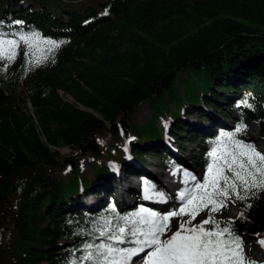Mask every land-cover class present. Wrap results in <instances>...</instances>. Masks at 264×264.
Masks as SVG:
<instances>
[{
    "label": "trees",
    "instance_id": "trees-1",
    "mask_svg": "<svg viewBox=\"0 0 264 264\" xmlns=\"http://www.w3.org/2000/svg\"><path fill=\"white\" fill-rule=\"evenodd\" d=\"M86 1L0 0L6 38L60 45L38 65L23 44L11 64L0 61V264H85L77 258L101 242L104 219L134 216L113 197L99 209L88 202L118 178L148 184L144 166L156 160L165 171L187 172L184 159L208 167L221 134L240 123L237 139L253 144L254 125L264 140V0L76 6ZM144 103L153 112L139 125ZM229 207L238 216L216 220L233 221L243 246L264 239V190Z\"/></svg>",
    "mask_w": 264,
    "mask_h": 264
},
{
    "label": "snow or ice",
    "instance_id": "snow-or-ice-1",
    "mask_svg": "<svg viewBox=\"0 0 264 264\" xmlns=\"http://www.w3.org/2000/svg\"><path fill=\"white\" fill-rule=\"evenodd\" d=\"M41 42L49 47L39 49ZM21 44L30 65H38L47 58V52L60 46L35 33L6 38L0 32V61L11 64ZM241 106L252 107L247 101ZM245 130L246 125L240 123L233 132L221 134L209 152L211 163L206 175L199 180L191 176L186 181L190 187L179 192L178 209L158 215L141 208L134 216L119 217L116 223L104 219L98 228L101 242L85 243L83 255L77 259L85 264H134L135 257H139V264H254L244 254L242 238L233 231L234 222L222 224L214 217L229 202L245 201L264 190V153L237 139ZM201 211H207V218L193 224ZM175 217L180 221L173 230ZM258 243L264 247V239Z\"/></svg>",
    "mask_w": 264,
    "mask_h": 264
},
{
    "label": "rangeland",
    "instance_id": "rangeland-1",
    "mask_svg": "<svg viewBox=\"0 0 264 264\" xmlns=\"http://www.w3.org/2000/svg\"><path fill=\"white\" fill-rule=\"evenodd\" d=\"M48 3L53 2L58 4L61 3V0H46ZM98 2V0H87L85 3L81 4L79 3L78 7H83L86 3L89 4H93L96 5V3ZM60 6V5H59ZM73 6L72 4L69 5V7ZM39 49H46V45H44L42 42L39 44ZM62 95V93H61ZM153 110L151 108V105L148 103H144L143 105H141V107L137 110L136 114H135V118L134 121L136 124L139 125H143L144 123H146L148 121V119L150 118L151 114H152ZM249 136L251 137L249 140H251V143L255 144L256 148L258 151L264 153V140L259 139V135H258V129L256 126L254 125H250L249 126ZM103 142L105 145L109 144V136L105 135L103 137ZM196 148V147H195ZM190 150V149H189ZM61 152L63 154H69L70 150L69 149H62ZM211 161V159H210ZM184 164H186V166L188 167L187 172L178 170L176 171L174 174L172 173H167L165 176L167 177H176V180L178 182L177 186V190H174V192L168 191L166 190L163 186H162V177H164L165 172H163V170L159 169L156 164H158V161H154V163H151L150 165L147 164V166H144V169L146 170V172L148 173V177L150 178V180H152L151 182H156V186L157 187H163L164 189V195L166 193L167 195V199H168V203L171 208H173L172 210H176L178 209L179 205H180V201L178 199V194L180 191L185 190L187 187H190V184H187L186 181L189 180V178L191 176H196L197 179H202L205 175H206V169L207 167L203 168H196V161H188L184 159ZM83 165L85 167V169L89 170V160L88 159H84L83 161ZM210 165V163H209ZM185 173H187V175H185ZM65 177V175H63ZM182 178H181V177ZM184 176H187V178L183 179ZM142 180L140 179H136L134 180L133 183H127L124 179L122 178H118L117 179V184H118V189H114L112 187H109V191L108 190H104V192H106V194L104 193V197L103 199L100 200H96V197L90 198L88 199V202L91 203V205L95 208V209H99L101 206H106L109 204V199L110 198H116L118 200V203L121 206H124L127 210L129 211H133L134 215L141 209L144 208L146 210H150L147 207H145L144 205H140L137 202V198H139L141 195L143 196V193L145 192L146 188H151L150 184L151 182H149L148 184H143L141 182ZM121 182V183H120ZM163 182V181H162ZM174 183H176L174 181ZM148 186V187H146ZM162 192V194H163ZM141 194V195H139ZM161 193H158L157 191L154 192V190H152L151 193V197L149 196L148 200L150 202L155 203L154 201L156 200L154 197L158 196V195H162ZM110 197V198H109ZM137 197V198H136ZM135 203H131L134 199ZM88 203V204H89ZM128 203H130L131 205L133 204V206H128ZM129 204V205H130ZM171 205H175V206H171ZM164 208V207H163ZM207 211H201L199 213V215H197L196 219L193 221V224H198L200 223L203 219L207 218ZM238 216V210L236 207H229V208H221L220 211H218L217 213L214 214L215 219H224V218H231V219H235ZM184 219H187V217H184ZM179 217H175L172 219L171 224L173 225V230H175L176 227L179 226ZM168 235H171V233H168ZM243 251L244 254L247 258H253L257 264H264V247H262L259 243H256L254 245H250L247 244L245 246H243ZM259 253L257 255V253ZM134 264H139V261L137 259H134Z\"/></svg>",
    "mask_w": 264,
    "mask_h": 264
},
{
    "label": "bare ground",
    "instance_id": "bare-ground-1",
    "mask_svg": "<svg viewBox=\"0 0 264 264\" xmlns=\"http://www.w3.org/2000/svg\"><path fill=\"white\" fill-rule=\"evenodd\" d=\"M162 181H163L162 186L165 189L167 188L166 190L171 191V192H174V190H177V186H179L178 182L176 180V177H174V176L173 177L164 176V177H162ZM174 181L176 183H174ZM146 187H148V186H146ZM151 193H152V189L148 187V188L145 189V192L143 193V196L141 194H139V195H141L140 196L141 198H137V197L136 198L138 199V201H141L142 199H148L149 196L151 195ZM136 198L132 199L133 201L131 203L134 204ZM167 203H168V201H166V206H170L169 204L167 205ZM129 204L130 203H128V206H133V204L132 205L131 204L129 205ZM171 206H175V205H171ZM141 255H143V254H141Z\"/></svg>",
    "mask_w": 264,
    "mask_h": 264
}]
</instances>
